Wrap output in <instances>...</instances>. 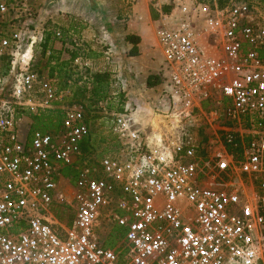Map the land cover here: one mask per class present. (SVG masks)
I'll return each mask as SVG.
<instances>
[{"label": "built area", "instance_id": "1", "mask_svg": "<svg viewBox=\"0 0 264 264\" xmlns=\"http://www.w3.org/2000/svg\"><path fill=\"white\" fill-rule=\"evenodd\" d=\"M260 3L186 0L158 33L160 105L189 115L211 100L232 128L204 151L191 142L166 146L146 136L140 106L128 102L114 114L120 155L78 171L75 187L64 185L63 171L90 135L86 113L65 108L64 93L34 69L45 35L28 2L0 3L10 25L0 31V264H264ZM55 109L64 112L59 131L22 133L26 113ZM106 223L113 249L102 241Z\"/></svg>", "mask_w": 264, "mask_h": 264}, {"label": "rangeland", "instance_id": "2", "mask_svg": "<svg viewBox=\"0 0 264 264\" xmlns=\"http://www.w3.org/2000/svg\"><path fill=\"white\" fill-rule=\"evenodd\" d=\"M26 1L36 14L34 25L44 30V35L55 33L51 35L46 50L42 48L44 41L37 46L34 69L41 77L52 80L54 86L64 93L65 108L76 106L85 111L90 127V135L82 143L84 145L88 142L90 151L85 152L83 146L74 165L64 168L65 186L75 187L78 171L96 169L103 158L120 155L122 147L114 130V114L121 112L128 102L140 106L138 121L146 136L150 140L162 139L166 146L191 142L200 151H204L226 130L232 128L223 115V108L214 101L202 102L199 106L193 107L188 115L187 112L183 113L186 111L185 108L174 105L172 107L170 104L166 107L160 105V93L163 89L161 74L150 76L157 77L159 82L149 87L151 90L147 92L148 94L144 93L142 88L136 87L140 85L138 82L140 78L136 76L134 78V73L126 74L128 70L126 59L132 55L133 47L126 41L127 33L140 32L143 38L139 36L141 42L138 47L142 46L144 39L143 47H152V51L155 53L157 50V54L161 56L159 30L164 23L179 13L181 5L186 0H106L109 20L107 14H100L98 20H95L85 10L72 4L54 5L52 0ZM204 1L212 7L225 8L234 3L250 0ZM4 2L9 3L11 0ZM259 9L264 13V0H261ZM102 17L106 19L101 20ZM9 19L11 18L6 17V20ZM2 21L4 20L0 16V31L8 33L10 25ZM202 41L204 42V38ZM64 48L77 52L78 57L61 71V68L56 66L57 61L62 63L70 59ZM0 69H4V66ZM98 73L109 75L106 78L108 89L103 92L106 97L100 101L93 91V82ZM156 80L153 79V82ZM129 82H135L131 84L133 87H129ZM159 108L166 110L164 113H158ZM55 122L56 119H53L52 123ZM20 124L24 134H31L34 130L42 131L35 128L36 122L30 113L22 117ZM60 129L61 125L45 132L53 133ZM98 169V175L104 176L101 168ZM59 212L63 222H71V209L68 206L60 207ZM116 213L121 215L119 211ZM112 229L114 226L106 223L105 232L101 233L106 240V242L102 240L104 246L111 249L116 245ZM117 230L120 228L117 227Z\"/></svg>", "mask_w": 264, "mask_h": 264}, {"label": "trees", "instance_id": "3", "mask_svg": "<svg viewBox=\"0 0 264 264\" xmlns=\"http://www.w3.org/2000/svg\"><path fill=\"white\" fill-rule=\"evenodd\" d=\"M64 32L66 33L67 31H64ZM52 34H55V33H46L44 43L42 44V48L44 50L47 49V45L51 41V35ZM126 41L133 45L132 53H131L132 55H130V56H137L138 55V46H139V43L141 42L140 37L134 36V35H131V36L128 35L126 38ZM63 50L69 54L70 59L67 61H63L62 63L57 61L56 66L60 67L61 71L64 68H66L70 62H73L78 57L77 52H71L65 48ZM108 77H109V75L107 73H105V74L98 73L95 76L96 80L93 82V91L95 92V94L98 98V101L103 100L106 97L105 95H103V92L107 91V89H108V84H107V79H106ZM153 79H155V80L157 79V80L155 82H153ZM158 82L159 81H158L157 77H149L148 86L153 87V86L157 85ZM63 118H64V112L62 110H54V111L51 110V111L41 113L40 115H33V119L36 122L35 128L42 129V131H47L48 129H51L53 127L59 128V126L61 125V123L63 121ZM45 119H47L48 121H45ZM53 119H56L55 123H52ZM87 143L85 142V144L82 145V147L84 146L83 149L85 152L90 151L89 145H87ZM67 175H69V174L67 173Z\"/></svg>", "mask_w": 264, "mask_h": 264}, {"label": "crops", "instance_id": "4", "mask_svg": "<svg viewBox=\"0 0 264 264\" xmlns=\"http://www.w3.org/2000/svg\"><path fill=\"white\" fill-rule=\"evenodd\" d=\"M4 0H0V3H3ZM136 31H129L127 35H134V36H140L142 37L143 35L138 32L134 33ZM138 34V35H137ZM143 38V37H142ZM144 39H142V46L138 47V55L137 56H128L126 59V64L128 65V70H126V74L130 75L134 73V78H140L139 79V84L136 85V87H140L144 90V93L149 92L151 89L148 86V79L151 75H160L161 74V63H162V57L157 54V50L154 53L152 51V47H143L144 45ZM127 48V47H126ZM130 48V47H128ZM133 48V47H131ZM136 74V75H135ZM133 78V79H134ZM132 79V78H131ZM129 81V80H128ZM131 81V80H130ZM130 86L131 84H135V82H129ZM133 87V86H132ZM134 92V91H131ZM148 94V93H147Z\"/></svg>", "mask_w": 264, "mask_h": 264}, {"label": "water", "instance_id": "5", "mask_svg": "<svg viewBox=\"0 0 264 264\" xmlns=\"http://www.w3.org/2000/svg\"><path fill=\"white\" fill-rule=\"evenodd\" d=\"M54 5L72 4L89 13L95 20H98L100 14H107V19H110L109 7L106 0H52ZM99 15V16H98ZM102 19H106L102 17Z\"/></svg>", "mask_w": 264, "mask_h": 264}, {"label": "bare ground", "instance_id": "6", "mask_svg": "<svg viewBox=\"0 0 264 264\" xmlns=\"http://www.w3.org/2000/svg\"><path fill=\"white\" fill-rule=\"evenodd\" d=\"M201 43H202V45H203V44L205 45V43H204L203 41H202ZM205 47H206V45H205Z\"/></svg>", "mask_w": 264, "mask_h": 264}]
</instances>
